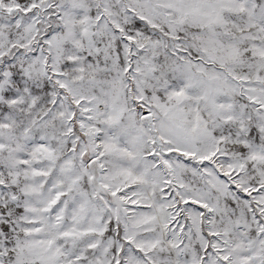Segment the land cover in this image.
<instances>
[{"label": "snow or ice", "instance_id": "obj_1", "mask_svg": "<svg viewBox=\"0 0 264 264\" xmlns=\"http://www.w3.org/2000/svg\"><path fill=\"white\" fill-rule=\"evenodd\" d=\"M0 264H264V0H0Z\"/></svg>", "mask_w": 264, "mask_h": 264}]
</instances>
